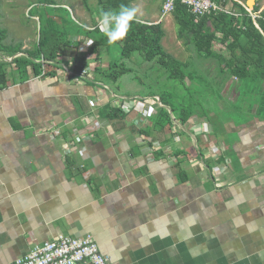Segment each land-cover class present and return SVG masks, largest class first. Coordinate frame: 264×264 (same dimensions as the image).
I'll use <instances>...</instances> for the list:
<instances>
[{
	"label": "crops",
	"instance_id": "crops-1",
	"mask_svg": "<svg viewBox=\"0 0 264 264\" xmlns=\"http://www.w3.org/2000/svg\"><path fill=\"white\" fill-rule=\"evenodd\" d=\"M21 54L0 51V264L59 234H91L108 264H264V119L163 125L158 95L114 90L94 57L21 73Z\"/></svg>",
	"mask_w": 264,
	"mask_h": 264
},
{
	"label": "trees",
	"instance_id": "trees-1",
	"mask_svg": "<svg viewBox=\"0 0 264 264\" xmlns=\"http://www.w3.org/2000/svg\"><path fill=\"white\" fill-rule=\"evenodd\" d=\"M133 1L98 0L99 11H119L121 6L131 7ZM213 1L226 10L198 16L177 0L172 11L178 38L189 51L191 60H182L164 47L166 32L162 21L135 18L122 40L109 43L107 29L98 19L93 26H84L62 13L66 8L56 0H38L31 4L29 13L40 22L39 36L31 48L7 44V30L0 27V51L8 56L22 52L12 60L17 63V69L27 73L31 66L38 73L42 71L41 59L54 61L68 54L75 63H80L83 58L79 54L80 40L73 37L82 35L91 40L88 52L95 54L97 72L119 80L133 68L118 60H109L107 66L103 65L106 58L103 49L107 47L105 53L109 54V47L118 44L122 60L140 54L160 74L153 80L157 87L147 95L160 97L163 106L158 110L157 120L163 125L173 123V116L186 122L194 114H217V106L221 105H228L246 118L264 119V10L259 12L258 0L252 9L248 8L247 0ZM85 2L88 4V0ZM8 63L3 58L0 61V88L8 82L5 66Z\"/></svg>",
	"mask_w": 264,
	"mask_h": 264
},
{
	"label": "rangeland",
	"instance_id": "rangeland-1",
	"mask_svg": "<svg viewBox=\"0 0 264 264\" xmlns=\"http://www.w3.org/2000/svg\"><path fill=\"white\" fill-rule=\"evenodd\" d=\"M37 1L38 0H0V27L7 30V36L5 38L6 43L16 45L26 43L31 46L37 40L40 22L37 16L29 13L32 7L31 4ZM165 1L166 0H134L131 7L137 9L136 18L138 19L150 22L162 21L166 32L163 38L164 47L182 60H191L189 51L186 49L183 41L178 38V25L173 19L172 12L163 16L162 10ZM245 1L246 0H241V2ZM56 2L66 8L62 10V13L67 16H72L73 19L84 26H93L94 21L97 19L100 21L101 13L99 11L98 0H88V4H86L85 0H56ZM258 3L260 12L264 10V0H258ZM32 12H34V10ZM80 36L73 37V40H80V46L83 41L90 42L89 38H82ZM219 46H222L221 43H219ZM105 49L108 50V48L106 47L103 49L104 57L106 56L109 60H118L119 62L125 61L128 66L133 68L131 73L124 74L119 80H114L108 75L103 76L102 78L106 81L105 83L111 88L126 94L127 97H132L134 95L146 97L149 90L157 87V84H153V80L159 78L160 74L151 69L150 64H148L140 54H136L131 59L122 60L121 50L118 44H113L109 47V54L105 53ZM79 54L83 57L81 62L84 63H88L89 59L91 60V58L95 56V54L81 52V50ZM151 84L153 87L149 86ZM168 87L171 86L169 85ZM171 90H173V87H171ZM217 114H219V112H217Z\"/></svg>",
	"mask_w": 264,
	"mask_h": 264
},
{
	"label": "built area",
	"instance_id": "built-area-1",
	"mask_svg": "<svg viewBox=\"0 0 264 264\" xmlns=\"http://www.w3.org/2000/svg\"><path fill=\"white\" fill-rule=\"evenodd\" d=\"M177 0H166L163 5V16L172 12ZM187 5L196 15L217 13L226 10L224 6L213 0H180ZM90 42L83 41L79 51L88 52ZM92 70V66L85 67L84 72ZM154 102L160 103V97H152ZM130 103H140L142 112L152 114L146 105L149 101L134 98ZM129 104V103H128ZM129 110V106H124ZM6 264H108V259L99 249V245L91 234L84 236H71L59 234L53 239H49L42 244H36L29 253L16 258Z\"/></svg>",
	"mask_w": 264,
	"mask_h": 264
},
{
	"label": "clouds",
	"instance_id": "clouds-1",
	"mask_svg": "<svg viewBox=\"0 0 264 264\" xmlns=\"http://www.w3.org/2000/svg\"><path fill=\"white\" fill-rule=\"evenodd\" d=\"M136 15V8L126 6H121L118 12H101L100 25L107 29L108 42L113 43L116 40H122L127 35L128 27Z\"/></svg>",
	"mask_w": 264,
	"mask_h": 264
},
{
	"label": "water",
	"instance_id": "water-1",
	"mask_svg": "<svg viewBox=\"0 0 264 264\" xmlns=\"http://www.w3.org/2000/svg\"><path fill=\"white\" fill-rule=\"evenodd\" d=\"M256 3V0H248L247 1V6L248 8H253L254 7V4Z\"/></svg>",
	"mask_w": 264,
	"mask_h": 264
}]
</instances>
